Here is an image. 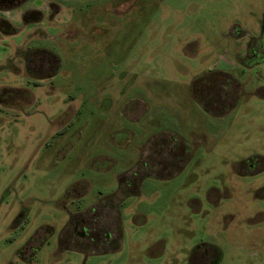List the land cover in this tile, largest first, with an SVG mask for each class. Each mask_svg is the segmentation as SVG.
I'll return each instance as SVG.
<instances>
[{
	"label": "rangeland",
	"instance_id": "obj_1",
	"mask_svg": "<svg viewBox=\"0 0 264 264\" xmlns=\"http://www.w3.org/2000/svg\"><path fill=\"white\" fill-rule=\"evenodd\" d=\"M64 5L0 34V264L42 228L30 264H264V0ZM30 47L58 60L36 85ZM101 201L100 241L58 250Z\"/></svg>",
	"mask_w": 264,
	"mask_h": 264
},
{
	"label": "flooded vegetation",
	"instance_id": "obj_2",
	"mask_svg": "<svg viewBox=\"0 0 264 264\" xmlns=\"http://www.w3.org/2000/svg\"><path fill=\"white\" fill-rule=\"evenodd\" d=\"M28 1L29 0H0V34L11 35L16 33V29L13 28V25L6 14L9 12V10L18 8ZM75 1L76 0H47V10L49 11V15H51V18H53V16L57 15L63 10L65 3ZM41 19L42 14L37 9L29 8L27 11H25L21 21L26 25L33 22H38ZM253 41L259 44L262 41L264 48V13L259 24L258 34L256 38L252 40V42ZM17 51V58L19 59L20 67H22L27 76L34 80L31 84L36 85L37 83H40L43 80L45 81L47 79H51L54 75H56L58 60L52 53L47 52L45 49L31 47L19 48ZM1 102L2 100H0V104ZM77 184L79 185H74L72 187V195L75 196V198L80 199L83 198V196L87 193L88 185L86 183H83V185L80 183ZM123 188L124 187L122 184L119 186L118 191L121 192ZM107 209L108 212H113L111 205L107 201L98 202L97 204H94L83 211L80 210L79 206H77L75 212L69 214V222L64 226L58 236V250H60V247L79 248L83 245H94V243L99 242L101 235L100 230L108 224H105V222L101 220V218L103 219L104 217L102 215L103 211H107ZM100 212L102 214H100ZM22 218L25 220L26 215L24 214ZM100 220L102 222H100ZM20 221L22 222V220L18 218L16 223L18 224ZM45 235L46 230L45 228H42L34 234V237H31L26 242L22 251L20 252L23 264H30L33 255L46 241Z\"/></svg>",
	"mask_w": 264,
	"mask_h": 264
}]
</instances>
